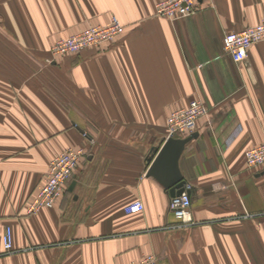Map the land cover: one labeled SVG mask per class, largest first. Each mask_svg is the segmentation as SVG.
Returning a JSON list of instances; mask_svg holds the SVG:
<instances>
[{
    "label": "crops",
    "instance_id": "crops-1",
    "mask_svg": "<svg viewBox=\"0 0 264 264\" xmlns=\"http://www.w3.org/2000/svg\"><path fill=\"white\" fill-rule=\"evenodd\" d=\"M160 1L0 0V264H264V168L245 157L264 142V42L238 65L223 49L262 21L264 0H199L175 21ZM113 16L125 27L113 43L51 61L57 39ZM194 100L210 110L180 161L195 224L174 228L147 169L168 116ZM68 149L85 155L66 193L29 215ZM135 201L145 211L129 214ZM7 228L15 252L3 255Z\"/></svg>",
    "mask_w": 264,
    "mask_h": 264
},
{
    "label": "built area",
    "instance_id": "built-area-1",
    "mask_svg": "<svg viewBox=\"0 0 264 264\" xmlns=\"http://www.w3.org/2000/svg\"><path fill=\"white\" fill-rule=\"evenodd\" d=\"M199 0H163L156 4L157 16L175 21L194 16L197 13ZM116 16H113L106 25L90 26L84 31L68 38L57 39L51 46V61H55L63 56L76 55L88 48L102 47L113 43L121 36L125 27ZM264 42V18L255 26L248 27L237 33H229L223 39V49L235 64L244 62L253 45ZM209 107L201 100H194L181 109L175 110L168 116L167 130L168 138L185 137L196 129L202 118L209 116ZM83 149H68L57 154L51 161L49 173L43 183L38 187L37 194L31 199L27 206L29 215H37L43 209L53 208L57 201L65 194L68 181L84 157ZM246 165L251 171L264 168V142L258 146L249 148L245 152ZM193 186L187 183L184 193L175 198H171L169 211L178 219V224L174 228H184L194 225L191 213V196L189 193ZM126 211L129 214H138L145 211V206L141 201L130 204ZM5 233L3 238V255H10L15 252L13 234L11 228ZM155 254L143 256L138 261L131 264H156Z\"/></svg>",
    "mask_w": 264,
    "mask_h": 264
},
{
    "label": "water",
    "instance_id": "water-1",
    "mask_svg": "<svg viewBox=\"0 0 264 264\" xmlns=\"http://www.w3.org/2000/svg\"><path fill=\"white\" fill-rule=\"evenodd\" d=\"M198 137L197 133L185 138H168L161 148L155 149V158L147 173L157 183L161 184L171 198L179 197L184 193L187 184L181 172L180 161L187 145ZM75 182L69 187L73 191ZM191 196V192L189 193Z\"/></svg>",
    "mask_w": 264,
    "mask_h": 264
},
{
    "label": "trees",
    "instance_id": "trees-1",
    "mask_svg": "<svg viewBox=\"0 0 264 264\" xmlns=\"http://www.w3.org/2000/svg\"><path fill=\"white\" fill-rule=\"evenodd\" d=\"M66 193V192H65Z\"/></svg>",
    "mask_w": 264,
    "mask_h": 264
}]
</instances>
